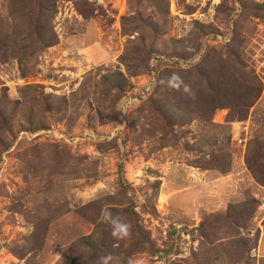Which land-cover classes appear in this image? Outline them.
Segmentation results:
<instances>
[{"label":"rangeland","instance_id":"374dc122","mask_svg":"<svg viewBox=\"0 0 264 264\" xmlns=\"http://www.w3.org/2000/svg\"><path fill=\"white\" fill-rule=\"evenodd\" d=\"M256 4L0 0V264H264ZM111 72L126 79L114 105L117 89L99 84ZM52 128L70 141L94 137L19 139ZM121 174L138 224L169 252L161 259L120 213L129 205ZM116 218L127 236L113 235Z\"/></svg>","mask_w":264,"mask_h":264},{"label":"trees","instance_id":"16d2710c","mask_svg":"<svg viewBox=\"0 0 264 264\" xmlns=\"http://www.w3.org/2000/svg\"><path fill=\"white\" fill-rule=\"evenodd\" d=\"M138 0H130V2H136ZM257 7L255 8L256 10H258L259 12H264V3L260 4L257 3L256 4ZM36 45L39 49H44L47 47H50V43L49 42H45V43H41L38 42L35 39ZM149 55V53L147 54V56ZM154 57V54H153ZM178 59H181L179 56H177ZM19 61V64L21 63L22 66V58L19 57L17 59ZM187 60H184L183 62H186ZM178 62V61H177ZM195 72L197 73L198 78L201 80V82L204 84L205 89L207 92H210L212 94L213 90L211 87L212 81L210 80V77L208 75H205L202 72L197 71L196 67L194 68ZM209 77V78H208ZM100 83L101 85H108L110 88H112L113 90L117 89L118 95L116 97V100H114V102L112 103V105H114L115 102L118 101L119 97L122 96V91H121V86L118 87V85H123V83H125L126 79L124 78V75L121 72H111L110 75H108L106 77V75L101 76L100 78ZM92 87H94L95 85H97V82L93 84H90ZM90 85L88 84H82V86L80 87V91H84L85 88H89ZM206 92V93H207ZM215 97H212V103H208V107L210 108V110L212 111V113H215L216 111L222 109V106H220L219 104H217L214 101ZM156 113L158 116H160L163 119V122L168 126L170 125L171 127V119L169 118V116H166L164 114V112L162 111V109H160L159 107L156 106L155 108ZM54 114L51 113V117ZM45 127H37V129L35 128L34 130H41ZM24 128H20L18 130V133L23 130ZM47 130V129H46ZM17 134L14 135V140L16 138ZM250 165V169L252 170V168L255 166L253 163H249ZM224 174V173H222ZM261 182L264 183V176L260 177L259 179ZM119 184L120 186L129 194L128 196V202L129 205L126 207V209L124 211H120V213H127L130 221H131V230H132V234L134 235V237H137V243L138 244H142L143 246H145L148 250H151V254L155 257H159L161 259V257L163 256V254H169L168 251H161L158 250L156 248H154L153 243L150 239V236L147 232L144 231V229L138 224V217L137 214L134 211L135 205H136V197H135V191L133 190L132 187H130V185L125 181L124 177L122 176V174L120 175L119 178ZM82 241L87 242V244H89L92 241V236L86 237L84 239H82ZM95 246V245H94ZM93 246V247H94ZM166 255V256H167Z\"/></svg>","mask_w":264,"mask_h":264},{"label":"built area","instance_id":"2783aa9c","mask_svg":"<svg viewBox=\"0 0 264 264\" xmlns=\"http://www.w3.org/2000/svg\"><path fill=\"white\" fill-rule=\"evenodd\" d=\"M116 1V0H115ZM254 2L256 3H259V4H262L264 3V0H253ZM92 133H87V138L86 137H83V138H74L72 141H70V137L64 135L63 131H60L59 129H55V128H52V129H48V130H42V131H39L37 133H29V132H21L20 135H19V139H30V137L32 138H36V137H43L45 138V140H50V141H53V140H57V141H64L65 143H77L78 141H84V139H89L90 136L94 137V135ZM240 142V141H239ZM264 205V204H263ZM263 219H264V215H263Z\"/></svg>","mask_w":264,"mask_h":264},{"label":"clouds","instance_id":"9594fccd","mask_svg":"<svg viewBox=\"0 0 264 264\" xmlns=\"http://www.w3.org/2000/svg\"><path fill=\"white\" fill-rule=\"evenodd\" d=\"M174 79H175V77H174ZM108 215L111 216V213H109ZM111 222L114 226L113 235L120 236V237L128 235L129 225H127L125 223H121L118 218L112 219ZM108 259H110V257L105 258V264H107Z\"/></svg>","mask_w":264,"mask_h":264}]
</instances>
